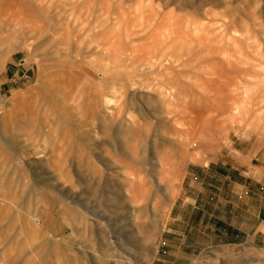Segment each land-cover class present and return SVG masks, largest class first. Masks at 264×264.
Instances as JSON below:
<instances>
[{"label": "rangeland", "instance_id": "374dc122", "mask_svg": "<svg viewBox=\"0 0 264 264\" xmlns=\"http://www.w3.org/2000/svg\"><path fill=\"white\" fill-rule=\"evenodd\" d=\"M13 55L0 264H264V0H0Z\"/></svg>", "mask_w": 264, "mask_h": 264}, {"label": "crops", "instance_id": "0c3cea01", "mask_svg": "<svg viewBox=\"0 0 264 264\" xmlns=\"http://www.w3.org/2000/svg\"><path fill=\"white\" fill-rule=\"evenodd\" d=\"M30 70L16 55L6 59L4 68L0 71V90L13 89L20 85L22 79L28 78Z\"/></svg>", "mask_w": 264, "mask_h": 264}, {"label": "bare ground", "instance_id": "6f19581e", "mask_svg": "<svg viewBox=\"0 0 264 264\" xmlns=\"http://www.w3.org/2000/svg\"><path fill=\"white\" fill-rule=\"evenodd\" d=\"M50 15V14H49ZM162 46V45H161ZM165 49L166 48H161L160 50H159V52H156L155 53V57H157V56H159V55H161L162 53H163V51H165ZM164 56V55H163ZM159 61V64H162L163 63V61H165L163 58H161V59H159L158 60ZM154 63V65L156 64V61H154L153 62ZM62 95V98H65V94H61ZM55 97V95H52L51 96V98H54ZM92 187V186H91ZM88 191V190H87ZM86 194H87V192H86ZM0 209H1V205H0ZM141 214H142V211L140 210L139 211ZM0 213H1V210H0ZM139 213V214H140ZM154 226V225H153ZM141 227H142V229L144 230L145 229V231H148V227H147V225H145L144 223H142L141 224ZM157 227V226H156ZM156 229V228H155ZM132 247H136V245L134 244V243H132Z\"/></svg>", "mask_w": 264, "mask_h": 264}]
</instances>
